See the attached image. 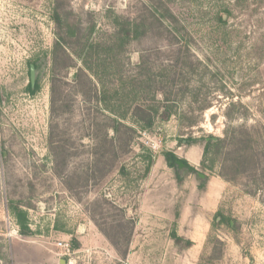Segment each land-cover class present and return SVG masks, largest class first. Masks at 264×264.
I'll return each instance as SVG.
<instances>
[{
    "label": "rangeland",
    "instance_id": "obj_1",
    "mask_svg": "<svg viewBox=\"0 0 264 264\" xmlns=\"http://www.w3.org/2000/svg\"><path fill=\"white\" fill-rule=\"evenodd\" d=\"M54 9L72 46L70 67L58 52L59 96L51 91ZM78 69L91 81L86 100L77 94ZM135 104L170 116L142 129ZM106 108L133 129L131 140L121 131L114 142L116 158ZM241 128L262 150L264 0H0V264H67L48 251L60 241L74 246L73 264H201L214 241L221 256L212 264H264V177L222 179L203 196L220 170L214 152ZM209 139L225 145L204 154ZM51 148L75 196L55 173ZM195 155L203 167L187 165ZM170 156L188 167L181 184ZM90 165L105 175L97 186L84 184ZM99 197L134 220L125 259L88 216ZM210 200L219 202L215 210Z\"/></svg>",
    "mask_w": 264,
    "mask_h": 264
},
{
    "label": "trees",
    "instance_id": "obj_2",
    "mask_svg": "<svg viewBox=\"0 0 264 264\" xmlns=\"http://www.w3.org/2000/svg\"><path fill=\"white\" fill-rule=\"evenodd\" d=\"M52 20L55 23L57 27L56 31V42L53 49V75L51 80V91L53 95L59 96L55 84L56 81L54 80V75L57 70L59 59L57 58L58 52H60V55L63 57V64L62 66L70 67L67 65V60L69 61L70 52L69 49H71V43L66 40L64 37V34H61L62 30V20L58 14L57 9H54ZM60 30V32H59ZM72 51V50H70ZM69 53V54H68ZM82 78L84 79L85 83H82ZM75 81L79 82V89H77V94L82 97L83 100H86L89 97V93L91 91V81L88 80V77L83 74V70L78 69L74 74ZM83 84V86H82ZM89 86L88 89L86 86ZM30 93H34L38 89V84L35 85L34 89L32 90L29 86ZM55 97V96H54ZM107 109V108H106ZM109 112L108 121H110V131L114 134V138L111 139V145L112 147V153L115 155L114 158H116L118 148L116 147L117 144L114 142H119V135L121 131H126L128 133V138H131V132H133L132 128L127 127L125 124L122 123L123 116L119 115L115 112V110L107 109ZM51 111L53 113L52 117L55 113V100L53 97H51ZM131 116L132 119L135 121L137 125H140L142 129L144 128H150L154 122L155 118L161 119V121L168 120L170 116V112L163 111L161 113H151L146 108L142 107L139 104H135L133 108L131 109ZM264 131V128H263ZM130 134V135H129ZM130 137V138H129ZM125 140V142L127 141ZM131 140V139H130ZM228 140V139H227ZM212 139L207 140V143L204 148V154L208 152V150L211 147H217V146H224L225 142L223 140H216L214 143V146H212L213 142ZM190 144V143H187ZM115 145V146H114ZM128 146V142H126V145ZM122 146V147H125ZM53 147V146H51ZM54 150H57V148H51V151H53V159L55 162V173L59 175L64 183L65 189L73 196L76 195L75 192V186H74V179L72 176H70L67 179V176H64L62 173L58 174V171L56 169L59 166V158H56L57 154ZM215 154L220 153L222 155V159L220 161V170L218 173V176L223 179L225 182H233L237 180V178H251L254 179L256 174H260V176L264 177V146L262 150H255L254 149V141L251 135L244 130L239 129V132L237 134H233L229 137L228 143L225 145L224 152L221 153V151H215ZM97 156V155H96ZM102 156V154H101ZM173 160H176L174 156H170ZM168 158V157H167ZM168 160V159H167ZM64 163V162H63ZM61 163V165H63ZM185 164V162L183 161ZM202 167L204 165V162L201 163ZM113 165L110 168L113 170ZM89 170H91L89 177L87 176L84 179L85 186H97L99 185L104 179L105 175L102 173L100 169H96L89 167ZM192 171V170H191ZM97 174V176H96ZM58 176V177H59ZM66 178V179H65ZM73 179V180H72ZM76 183H80V178H76ZM176 180L178 184H181L182 180L179 177V174L176 173ZM202 187V188H201ZM203 189V186L201 185L199 187V191ZM75 194V195H74ZM87 213L88 216L91 218V220L94 222V224L97 226L98 230L100 231L101 235L106 239V241L112 246L114 252L121 258L125 259L128 250H129V244L131 241V237L134 230V220L131 218L126 217V211L124 208H121L120 206H117L114 202L108 201L103 197H99L97 200L90 202L87 204ZM98 213L99 217H101L100 221L98 220ZM110 216L108 217V215ZM97 215V216H96ZM220 217V215H219ZM221 218V217H220ZM223 219L221 218L222 223ZM21 234L23 235H30V230L24 226L21 229ZM172 240L175 243V245L179 246L181 243V239L176 237L175 235H172ZM211 239L207 240L206 245L211 244ZM214 241V240H213ZM213 251L212 254H208L207 257L204 255L200 257L201 264H212L214 256L215 259H219L221 254L217 256L214 255L215 251H219L217 245H220L219 242L214 241ZM74 247V246H73ZM191 247L190 242H186L184 249H188ZM221 252V249H220ZM222 253V252H221ZM218 254V253H217Z\"/></svg>",
    "mask_w": 264,
    "mask_h": 264
},
{
    "label": "crops",
    "instance_id": "obj_3",
    "mask_svg": "<svg viewBox=\"0 0 264 264\" xmlns=\"http://www.w3.org/2000/svg\"><path fill=\"white\" fill-rule=\"evenodd\" d=\"M201 160H202V158H201V155L199 156V155H195L193 158H186V161H187V165L189 166V167H191L192 169H195L200 163H201ZM221 178L220 177H218L217 175L216 176H214L211 180H210V182H208V185H207V189H206V191L203 193V196H212L213 195V192L215 193V191H214V188H215V186H216V184L218 183V182H221ZM223 182V181H222ZM209 201V200H208ZM208 204L209 205H211V209H213V210H215L217 207H218V204H219V202H217L215 205H214V203H212L211 202V200H210V202H208ZM202 207H207V206H202ZM210 208H208L207 207V211L208 210H210ZM210 212V211H209ZM213 212V211H212ZM208 227V226H207ZM207 229V228H206ZM207 231V230H206ZM190 243H191V247H192V245L194 244V242L192 241V240H190L189 241ZM194 247V246H193ZM50 253H53L54 255H56L55 254V252H56V250H55V248H54V246H53V248L52 249H49L48 250Z\"/></svg>",
    "mask_w": 264,
    "mask_h": 264
},
{
    "label": "built area",
    "instance_id": "obj_4",
    "mask_svg": "<svg viewBox=\"0 0 264 264\" xmlns=\"http://www.w3.org/2000/svg\"><path fill=\"white\" fill-rule=\"evenodd\" d=\"M54 248L56 250L55 254L58 258H66L68 259L67 264H73L72 257L75 255L74 249L69 242L60 241L54 244ZM102 253L105 256H108L105 250H102Z\"/></svg>",
    "mask_w": 264,
    "mask_h": 264
},
{
    "label": "water",
    "instance_id": "obj_5",
    "mask_svg": "<svg viewBox=\"0 0 264 264\" xmlns=\"http://www.w3.org/2000/svg\"><path fill=\"white\" fill-rule=\"evenodd\" d=\"M35 78H36V72L34 70L33 65H30V85H31V88H33V86H34ZM168 164H169V166H171L173 164L172 159L169 160ZM174 165H175V167L178 168V171H181L182 169H185V168L188 169L182 162L177 161V160L174 162ZM196 176L198 178L205 180V177L202 175L196 174Z\"/></svg>",
    "mask_w": 264,
    "mask_h": 264
},
{
    "label": "flooded vegetation",
    "instance_id": "obj_6",
    "mask_svg": "<svg viewBox=\"0 0 264 264\" xmlns=\"http://www.w3.org/2000/svg\"><path fill=\"white\" fill-rule=\"evenodd\" d=\"M33 67H34V70H35V72L37 71L38 72V66H37V64H33ZM29 70H30V67H29ZM38 83V78H35V81H34V86H33V88H31V85H30V82H29V85H30V88L33 90L34 89V87H35V85ZM176 160H173V164H172V168H174L175 169V172L177 173V174H179L180 173V171H178V168L177 167H175V165H174V162H175ZM184 164V163H183ZM185 166H186V164H184ZM187 167V166H186ZM188 168V167H187ZM190 170V169H189ZM181 171H188V169H182ZM181 174V173H180ZM180 174H179V176H180ZM198 178V177H197Z\"/></svg>",
    "mask_w": 264,
    "mask_h": 264
}]
</instances>
